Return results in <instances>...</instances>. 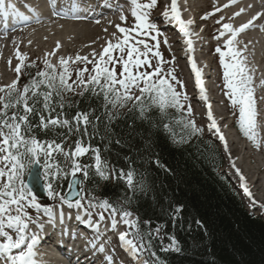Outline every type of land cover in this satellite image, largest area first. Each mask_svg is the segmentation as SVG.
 Wrapping results in <instances>:
<instances>
[{
	"label": "snow or ice",
	"instance_id": "1",
	"mask_svg": "<svg viewBox=\"0 0 264 264\" xmlns=\"http://www.w3.org/2000/svg\"><path fill=\"white\" fill-rule=\"evenodd\" d=\"M229 2L236 3V0H229ZM49 3L53 13L60 15L61 13L56 11L57 0H49ZM131 3L133 5L131 15L134 20L132 27L126 28L117 25L119 35L112 33V39L106 42L98 54L93 51L91 59L79 54L75 59L60 57L58 68L56 64L47 59L48 56L55 55L59 49L60 44L57 42L56 49L45 54L44 69L37 71L36 75L31 77L21 89L18 87L19 74L25 57L17 52V58L20 61L15 67L17 78L7 85L0 86V257H3V264H37L35 248L40 237L38 233H30L29 228L30 224H35L42 230L43 224L39 223L38 219L34 220L28 209L40 210L42 205L37 201L33 189L25 182L26 173L32 175L37 184L42 185L49 199H58L61 206L67 205L69 208L75 206L77 209L83 208L84 197L73 200L71 196L57 191L56 187L61 186L58 182L67 180L68 189L73 190V194L76 195L75 187L82 183L77 178L78 175H82L84 180H88L91 170L96 178L105 181L109 179L107 163L102 159L99 149L93 148L90 143L85 144L83 141V136L88 135V126L91 123L90 113L77 111L69 119L64 104L66 93L83 95L88 91L97 97L102 95L105 112L109 119H111V113L108 112L109 107L112 109L124 108L129 103L132 104L131 110L138 111L142 119L155 109L163 121L168 117L169 110L174 109L181 114V119L176 123L182 125V132L190 137L202 131L196 127L193 119L188 118L191 117L193 109L190 104L185 107L184 101L188 97L181 91L184 84L177 79L175 68L169 67L165 71L164 65L174 64L175 57L172 61H165L159 50L160 30L157 24L150 19V14L157 7L158 0H131ZM228 6V4L224 5V7ZM216 11H220V9L217 8ZM243 11L242 8L234 15L239 16ZM78 13L77 4L70 0L68 11L64 13L65 18H83ZM161 15L166 23L177 27L179 33L185 37V51L189 53L188 63L195 77L199 99L204 102L207 108L208 130H214L227 151V141L213 116L212 106L203 84L202 71L197 67L191 55L194 48L190 36L193 33L190 32L189 26L193 21H185L181 18L177 0H171L170 7L165 6ZM207 15L202 19H206ZM260 15L261 13H257L238 28L224 23L222 24L223 30L214 37L219 40L227 36L224 39V50L220 46H217L215 50L219 53V63L223 69V86L227 89L224 95L230 101V106L238 111L237 126L240 132L256 148L260 147V139L257 131L258 111L252 75L254 70H251L247 65L246 57L243 55L244 49L236 47V38L239 33L253 25V21ZM0 16H3L5 20L9 16L18 17L21 20L28 19L17 11L10 0L9 2L0 0ZM120 20L123 22L126 17L122 14ZM220 22L217 21V23ZM105 31L107 30L105 29ZM149 40L155 43L150 44ZM164 43L167 45V39ZM153 59L156 60L155 65L152 63ZM77 62L83 63L85 66L76 68L74 70L75 79H72L73 71L70 70L69 65ZM10 63L11 61H9ZM88 64L92 65L91 69L87 67ZM29 66H35L34 62ZM85 74H88L86 79ZM261 83L264 84V81ZM178 87L181 90H178ZM77 88L82 91L77 93ZM137 92L139 95L136 94ZM34 118H38V122L34 123ZM162 127L165 132L175 136L170 123H162ZM49 132L53 133L54 138L41 139L37 134L47 135ZM74 134L78 138L74 141V146L70 145L66 151L64 144ZM57 137L60 138V142H57ZM180 141L184 142L183 136ZM89 154H91L94 163H81L80 158ZM58 156L63 157V165L57 159ZM232 166L235 167L234 162ZM34 168L37 171L33 175ZM236 172L240 176L244 193L251 197V192L243 183V175L239 169H236ZM117 179H123L129 188L134 187L135 180L132 171L125 174L121 169ZM88 207L108 211L113 231L117 228L116 216L119 215V223L128 229V231L119 233L120 247L133 259L139 261L145 244L143 243L144 237L140 233L138 218L130 219L132 217L130 211L119 209L106 198L97 200L95 203L89 200ZM179 211L180 208L177 207L176 212ZM43 213L48 217V222L54 224L55 212L53 208L44 206ZM85 213L89 217L88 226L98 229V222L96 225L92 224V213L87 209H85ZM68 218L71 219V214ZM104 218L102 211L99 214V221H103ZM81 219V216L77 214L76 220L80 221ZM59 222L61 225L64 224L62 208ZM148 223L150 222L145 221V224ZM156 231L158 233L159 228ZM72 235L75 236L74 233ZM151 235L152 233L149 232V239ZM170 239L169 248L178 250L175 247L177 244L175 238ZM91 248L96 249L95 243H91ZM98 251L104 252V246L100 245ZM105 259L108 264H112L111 256H106ZM143 264H147V261H143Z\"/></svg>",
	"mask_w": 264,
	"mask_h": 264
},
{
	"label": "trees",
	"instance_id": "2",
	"mask_svg": "<svg viewBox=\"0 0 264 264\" xmlns=\"http://www.w3.org/2000/svg\"><path fill=\"white\" fill-rule=\"evenodd\" d=\"M31 64L22 66L21 89L44 69L41 63ZM64 104L69 119L77 111L90 113L91 123L83 141L99 149L109 172L107 181L96 178L91 170L88 180L81 175L83 190L135 213L154 264H264V221L245 209L221 171L223 161L216 143L200 133L189 137L182 132V125L176 123L180 113L170 109L162 121L153 109L142 119L129 103L124 108L109 107V119L103 96L88 91L83 95L66 93ZM165 122L171 124L175 136L164 131ZM37 134L41 139L54 138L52 132ZM182 136L184 142L180 141ZM70 138L64 147L74 146L78 137L74 134ZM57 159L63 165V157ZM80 161L94 163L91 154ZM121 169L125 174L134 173V187L117 179ZM60 182L56 190L64 193L67 180ZM172 237L178 250L169 248Z\"/></svg>",
	"mask_w": 264,
	"mask_h": 264
},
{
	"label": "rangeland",
	"instance_id": "3",
	"mask_svg": "<svg viewBox=\"0 0 264 264\" xmlns=\"http://www.w3.org/2000/svg\"><path fill=\"white\" fill-rule=\"evenodd\" d=\"M166 4V2H165ZM160 5V0H158V7ZM165 8V5L162 4V9ZM207 11H204L203 13H205ZM158 12H154L153 14H150V19L153 21V16L155 14H157ZM103 18V17H102ZM101 19V18H100ZM100 19L94 21V20H86V21H69V20H61V21H54V20H50L47 19L43 22H41L40 24H36L34 27H30L28 30L26 29H22V28H17L14 30V32H10L6 35V38L8 41H10L12 38H16V41L13 42V51L15 52H19V54L21 56L25 57L24 61L30 60L32 58H38L39 60L44 61L45 59V54L46 53H51L53 52L54 49H56L55 44L53 43V47L50 51L47 50V46L42 44L37 45V40L41 39L39 37H42L43 35H48L50 33L49 30H59V28L61 30H59V37H60V42L61 41H66L70 42V44L68 43L66 46L68 47L64 52L63 49H61L59 47V52L56 51L55 55H50L47 57V59L49 61H51L52 63L57 64L58 59L60 57H72L73 59H75L76 55L79 54L80 56H88L91 59V53L93 51H95L97 54L102 51L103 46H105L106 42L109 39H112V33H117V35H119L117 29L115 28H106L107 31H105V29L100 30L97 33H92V28L95 26V24H97V21H100ZM45 22V23H44ZM210 22H212L211 20H207L205 21V23L199 25V29L202 30V25H207ZM69 23H76V25H70L67 26ZM118 25H120L121 27H126V28H131L132 24L130 23H125V22H118ZM68 29H67V28ZM70 28H72V30H70ZM210 28V27H209ZM67 29V30H65ZM85 33H87L88 35H84ZM250 34H253L252 31L248 32L246 34V36H249ZM27 36H31V38L35 39V42H33L35 44V46H33V48L31 49V53L34 52L33 55L27 54V50L29 47H31L30 45L25 44L26 40H27ZM144 38V37H141ZM158 40L160 42L159 45V50L161 51L163 58L165 61H172L173 57L175 56H171L170 55V50H171V45H166L164 42L162 43L161 38L158 36ZM204 42V40L202 41ZM149 43H155L154 41L149 40ZM87 45L90 44L91 48H82V45ZM39 46V47H37ZM209 46H212L211 44H209ZM77 48V51H73L74 48ZM216 50V49H214ZM223 50V49H222ZM182 50H179L178 54L181 56V54L183 55V57L181 56V59L186 60V54L182 53ZM27 55V56H26ZM37 55V56H36ZM217 57L215 60H213V62L215 63V66L218 68L219 66V53H217ZM14 59L10 60V59H4L1 63L0 66L3 68H0V71L3 73V75H0V86L3 85H7L10 83V81L13 79V76L10 73H7L9 71H14L15 72V67L16 64L19 63L20 61L17 58V55L14 54ZM180 59V60H181ZM209 59H212V57H210L209 55ZM9 61H11V63L9 64ZM178 61L175 58V62L174 64H165L164 68L165 71H167V69L169 67H174L175 68V75L177 77V79H179L180 81L183 82L184 84V88L181 90L178 87V90H181L183 93H185L188 97V99L186 101H184L185 107H187L189 104L191 105L192 109H193V113H192V117L194 118L195 122L197 123V126L202 129L204 131V126L206 127V129H208L207 125L208 122H206L201 115H198L197 112H200L201 114L203 113L204 109L203 107H201V102L197 101L195 98L197 96H199V94H195L196 91H191L188 89V86H190V83L185 79V77H183V72L181 70V66L179 67ZM153 65L156 64V60L153 59L152 60ZM186 64V62H184ZM183 63V64H184ZM83 63L77 62L76 64H70V66H80ZM59 65V63H58ZM89 68V66H88ZM6 72H5V71ZM151 70V69H149ZM222 71H219V75L221 76V78L223 79V75L221 74ZM254 89H256L254 92L256 94H258L259 96H263L262 99H260L259 101H257V103L263 104L264 105V89H262L261 87L258 86L257 83L253 84ZM222 93L224 94L225 91H227V89L224 88V86L222 85ZM225 96V95H224ZM225 102H226V106H227V98L225 97ZM214 104L213 109L214 110H219L223 109L222 106H220L217 102H213ZM257 111L261 112V108L257 107ZM205 124V125H204ZM260 126L262 127V129H264V124L262 122H259ZM209 131V130H208ZM210 133H208V136H211L213 133L212 131H209ZM205 133V132H204ZM259 139H260V148L263 150L264 149V131L259 135ZM231 149H233L232 152V159H230L229 161H225V166L224 169L227 173H231L235 178L240 179V176L237 175L236 169L240 168V173L243 175V177L245 178L247 175H252L251 171L255 170L259 160L262 157V153L261 150L259 151L258 149L254 148V147H248L245 150H243V152H241V154H243V158H242V163L241 161L238 160V155H239V145L237 142L232 143L231 145ZM233 162L235 164V167H233ZM243 168V169H242ZM256 177H258L257 179H255V181H250L248 183L249 186H257L259 184H264V168L260 169L258 174H255ZM255 176H253V178H256ZM84 197V196H82ZM84 199L86 200V198L84 197ZM249 199L251 200V203H253L254 198L251 196L249 197ZM256 208H264V205H256ZM252 210V209H251ZM252 212H256L255 210H252ZM147 255V252H144Z\"/></svg>",
	"mask_w": 264,
	"mask_h": 264
},
{
	"label": "bare ground",
	"instance_id": "4",
	"mask_svg": "<svg viewBox=\"0 0 264 264\" xmlns=\"http://www.w3.org/2000/svg\"><path fill=\"white\" fill-rule=\"evenodd\" d=\"M6 2H9V0H6ZM11 3H13L16 7V9H19L18 8V5H16L17 3H15L14 0H10ZM70 2V0H57V3L61 4L62 6H66L68 5ZM183 3V2H181ZM227 3H224V0H197L196 1V4H189L187 2L183 3V6H178L179 8V11L181 13V18L185 21H187V19L184 17L183 15V12H184V8L188 11V10H194V12L197 14L198 12H203V11H211V10H214L212 13L213 17H217L220 15V17H223V22L225 23H229L231 24L232 26H238L237 24L241 23L243 21V18L241 15L239 16H235L233 13V10L234 8H232L233 6H230V4H228L229 6L228 7H224V5H226ZM171 5V0H167V3H166V6H169L170 7ZM246 6H251L249 7V10H253V12H262L263 13V10H264V0H253L251 1L248 5H245L243 4V7H246ZM41 8L42 9H46V4H41ZM219 8L220 11H216V9ZM263 8V9H262ZM31 10H28L29 11V14L30 16L32 17H36L37 16V12L35 11L36 8H30ZM20 11H24V12H27V10H24V9H20ZM45 13H42V15H40L37 19H33L31 22H29L28 24H26L24 27L25 29H27L28 27L30 26H33V25H36V24H40L41 22L45 21L46 19H50V20H54V21H60L61 19H66V20H71V18H65V16H60V15H56L53 13V9L51 6H48L47 7V13H46V16L42 17ZM255 16V15H254ZM188 17L189 19H192V17L188 14ZM160 18V16H156L153 20L156 21ZM194 18V17H193ZM12 19H14V17H12ZM221 19V18H220ZM256 20H261L263 26H264V15H261L259 16ZM8 19L6 20V23H8ZM193 21V25H194V19L192 20ZM45 23V22H44ZM70 25H76V23H69L67 26H70ZM109 26V23L108 22H105V19L104 18H101L99 23L97 25H95L93 28H92V33H97L99 32L100 30H103L105 28H107ZM195 26V25H194ZM71 27V26H70ZM191 26H189V29H190V32L193 33V31H191ZM67 28V27H66ZM68 29V28H67ZM65 29V30H67ZM59 30H61L59 28ZM59 30H49L50 33L48 35H43L42 37H39L41 39H38L37 40V45L39 44H42L43 45H46L47 46V50L50 51L53 47V43L54 44H57V42H59L60 44V48L63 49V50H66L68 47L66 46L68 43L70 44V42H67L66 41H61L60 42V37L59 34ZM70 30H72V28H70ZM160 30H163L160 28ZM177 33V32H176ZM2 33H0V58L1 57H4L3 55V52H4V48L1 47V43H4L5 41L8 43V46L10 47H13V42L16 41V38H12L10 41L7 40L6 38V35H3L1 36ZM84 35H88L87 33H85ZM179 42L183 44L184 48L186 49V45L184 44V39L185 37L179 33ZM195 35H191L190 36V39L193 41V46H194V38ZM262 35H259V41L256 42L255 40H252V43H251V46L250 44L247 45L250 46V49L247 50V51H244L245 53L247 52L248 54H251L253 57H257L259 55V53L262 51V49H264V47H260L259 46V43H260V37ZM35 42V39L34 38H31V36H27V40L25 42V44L27 45H30L31 47H29L28 49H32L33 46H35V44L33 43ZM177 40H174L172 41V46H173V50L170 51V54L172 55H176L178 54V50L179 48H176V45L179 43ZM263 43V41H262ZM39 47V46H37ZM82 48H91V45L90 44H85V45H82L81 46ZM54 48V47H53ZM73 51H77V48L75 47L73 49ZM57 52H59V49L57 50ZM187 57L189 55V53L187 52ZM199 56H203L202 52L199 51ZM263 57V56H262ZM195 61V59H194ZM198 67V66H197ZM200 69V67H198ZM203 68V67H201ZM193 89H195L194 87H192ZM206 90H209V87H206ZM198 92V90H197ZM209 96L210 94L208 95V99H209ZM202 101V100H200ZM214 100H212L213 102ZM202 103L204 104V102L202 101ZM216 111L214 110V113ZM218 116H221L222 115V111L220 110L219 113H217ZM216 116H214L215 118ZM218 123V122H217ZM221 123V122H220ZM218 123L219 127L221 126V124ZM220 130L221 132L223 133L226 141H227V145H228V150L225 151V148H224V144L219 140L218 136L215 135V138L219 141V145H220V148H221V151L224 155V158L226 161H229L232 157V150H231V147H230V144L234 143L235 141H231V138L226 134L225 136V132L227 130L226 127H220ZM238 145H239V155H238V160L242 161V158H243V154H241V152H243V150L246 149V142H243V141H239L238 140ZM258 150L260 151L261 150V153H262V158L259 160V163L257 164V166L255 167L256 169L251 171L252 175H247V177L244 179L243 183L246 184V186L248 187L249 191L251 192L252 197L254 198V204L255 205H262L264 204V184H259V185H255V186H249L248 183L252 180L253 176H255V174H258V171H259V168L261 167L262 163L264 164V149L262 150L260 147L258 148ZM240 170V168H239ZM232 175V174H230ZM233 177V176H232ZM256 177V176H255ZM234 180L236 181L239 189L241 190V192L243 194L244 191H243V188L241 187V180L240 179H236L235 177H233ZM258 177H256L255 179H257ZM84 202L85 200L83 199L82 200V204L84 205ZM75 207V206H73ZM76 208V207H75ZM66 226H70V225H66ZM34 230L31 229V232L30 233H33ZM91 243H94V241L92 240H86L85 242V245H91ZM50 251H48L46 253V255H50L49 254ZM53 253V251H51ZM38 255V254H37ZM41 258L39 260H37L38 262H40L41 264H61L59 262V260L57 258H54V257H46L45 255L41 254L40 255Z\"/></svg>",
	"mask_w": 264,
	"mask_h": 264
},
{
	"label": "water",
	"instance_id": "5",
	"mask_svg": "<svg viewBox=\"0 0 264 264\" xmlns=\"http://www.w3.org/2000/svg\"><path fill=\"white\" fill-rule=\"evenodd\" d=\"M37 171V169H33V175L35 174V172ZM78 179H80V176L78 175L77 177ZM27 184H29V186L39 195L41 196L43 191H42V185L41 184H37L36 181L33 179L32 175H28L27 178ZM79 187L80 185H77L75 187V192L77 193L76 195L73 194V190H69L66 192V195H69L72 197V199H76L79 195Z\"/></svg>",
	"mask_w": 264,
	"mask_h": 264
}]
</instances>
